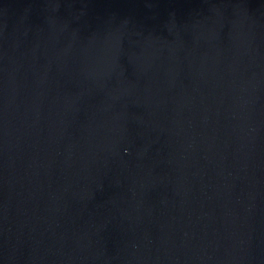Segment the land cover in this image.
Masks as SVG:
<instances>
[{
    "label": "water",
    "instance_id": "water-1",
    "mask_svg": "<svg viewBox=\"0 0 264 264\" xmlns=\"http://www.w3.org/2000/svg\"><path fill=\"white\" fill-rule=\"evenodd\" d=\"M0 264H264V0H0Z\"/></svg>",
    "mask_w": 264,
    "mask_h": 264
}]
</instances>
